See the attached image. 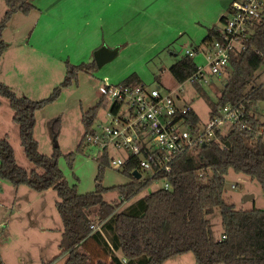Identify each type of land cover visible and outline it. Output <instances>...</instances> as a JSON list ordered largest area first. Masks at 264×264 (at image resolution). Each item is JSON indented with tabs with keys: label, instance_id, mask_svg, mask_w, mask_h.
Returning <instances> with one entry per match:
<instances>
[{
	"label": "trees",
	"instance_id": "16d2710c",
	"mask_svg": "<svg viewBox=\"0 0 264 264\" xmlns=\"http://www.w3.org/2000/svg\"><path fill=\"white\" fill-rule=\"evenodd\" d=\"M32 1L3 0L0 60L7 49L3 40L7 25L15 14L28 16L36 10ZM225 17H220L221 24ZM220 38V27L214 25L207 29L202 44L208 46ZM244 45L243 51L230 54L229 68L220 73L226 79L217 102L208 101L211 116L225 105L238 104L244 106L246 113H254L257 104L264 102V83H259L264 74V18L254 24ZM96 69L94 61L77 65L65 62L63 80L48 97L38 101L18 95L0 82V97L8 101L20 145L33 166L30 171L19 167L9 141L6 137L0 138V179L9 181L16 188L25 186L38 193L53 189L59 198L55 203L62 222L59 253L46 264L62 256H65L64 264H164L188 253L193 255L195 264H264V210H236L223 199L225 176L229 171L256 181L264 195L263 135L257 138L255 131L246 133L232 129L219 136V141H209L178 155L171 162L169 173L155 177V181L165 179L170 187L151 191L136 200L134 198L153 180L135 179L131 174L134 164L128 162L118 171L129 178L127 183L107 188L102 185V179L109 166V156L96 158L94 190L79 194L76 185H69L58 167L59 149L55 148L51 156L38 151L34 138L35 113L54 102L62 88L77 84L79 73H92ZM198 69L193 57L184 55L170 66L169 72L177 83H183ZM123 84L142 83L131 74ZM196 88L200 91L198 86ZM100 106L101 97L93 108L81 113L83 135L75 151L64 155L70 169L75 156L83 153L85 136ZM184 118L190 123L200 121L192 109ZM250 122L254 128L259 124L255 114L250 117ZM259 125L264 129V123ZM59 127V118L47 123L49 137L54 143ZM109 191H116L120 200L105 201L103 195ZM124 202L129 204L119 210ZM215 209L221 217L220 238L215 237L207 218ZM93 214L96 222L91 218ZM0 264H4L1 256Z\"/></svg>",
	"mask_w": 264,
	"mask_h": 264
},
{
	"label": "rangeland",
	"instance_id": "374dc122",
	"mask_svg": "<svg viewBox=\"0 0 264 264\" xmlns=\"http://www.w3.org/2000/svg\"><path fill=\"white\" fill-rule=\"evenodd\" d=\"M230 0H33L39 12H32L30 18L22 14L14 16L3 33V40L16 46L24 44L40 33L43 49L48 51L49 67L35 84L24 86L20 93L33 101L50 95L65 75V62L71 65L94 61L93 53L100 47L116 49L114 59L92 73H79L78 83L62 88L59 97L35 113L34 138L38 151L51 156L55 148L61 155L57 159L69 185H76L79 194L94 190L97 173V149L88 145L83 153L75 156L72 169L64 155L74 152L83 127L81 113L93 108L102 95L103 84L118 85L131 74H135L142 84L149 88L160 86L173 95L180 86L181 102L192 109L202 123L208 120L209 102H217L218 94L225 82V75H211L203 53L207 46L202 44L207 29L211 26L215 12L223 8L225 13ZM214 5V7H213ZM41 11V12H40ZM5 12L0 0V21ZM226 15V14H225ZM217 26L222 24L215 21ZM31 27V28H30ZM34 29L33 34H29ZM186 49L197 52L194 63L205 74L199 84L200 91L190 81L177 83L169 72ZM54 59V60H55ZM264 78V74L260 78ZM260 80V81H261ZM17 87H20L17 85ZM105 108L98 110V119L104 121ZM259 124L264 123V102L254 109ZM13 112L8 101L0 97V138L6 137L14 151L15 162L19 167L30 171L33 166L26 159L20 145L17 126L12 121ZM60 119L57 140L49 137L47 123ZM254 140V139H253ZM264 142V134H263ZM123 156L122 153H118ZM140 181L147 178L142 172ZM129 178L110 166L103 172L102 185L110 188L125 184ZM232 185L235 186L232 188ZM161 180L154 181L140 192L134 200L159 189ZM252 196L251 199L246 198ZM107 202L120 200L116 191L103 195ZM57 193L48 189L38 193L25 186L14 187L9 181L0 179V256L4 264H46L59 253L62 222L56 211ZM224 201L236 210H264V195L260 185L243 174L232 171L225 176ZM133 200V201H134ZM132 201V202H133ZM129 203L124 202L119 210ZM96 222V216L91 215ZM216 238L222 237L221 217L218 209L207 216ZM44 228V229H43ZM180 259H188L195 264L191 253ZM172 260V261H174ZM185 260V261H186ZM96 261V260H95ZM54 264H63L55 260Z\"/></svg>",
	"mask_w": 264,
	"mask_h": 264
},
{
	"label": "built area",
	"instance_id": "2783aa9c",
	"mask_svg": "<svg viewBox=\"0 0 264 264\" xmlns=\"http://www.w3.org/2000/svg\"><path fill=\"white\" fill-rule=\"evenodd\" d=\"M228 8L220 26L221 38L212 41L203 51L211 75H219L229 68L230 54L245 49L244 41L251 36L254 24L264 18L263 0H233ZM195 53L192 49L184 52L189 57ZM204 78V72L198 69L186 81L199 86L201 81L206 82ZM260 82L264 83V78ZM179 93H182L180 86L173 95L160 86L104 83L101 95L104 121L94 119L85 136V145L97 149V158L107 154L113 170L120 171L129 162L134 164L131 174L138 172L140 180L141 173L145 172L148 175L144 180L154 182L155 177L170 172V164L178 155L209 141H219V136L232 129L255 131L257 138L263 135V127L257 124L254 128L250 122L253 112L246 113L239 104L219 108L205 123H190L184 118L190 108L179 105ZM161 181V188L170 187L165 179Z\"/></svg>",
	"mask_w": 264,
	"mask_h": 264
},
{
	"label": "crops",
	"instance_id": "0c3cea01",
	"mask_svg": "<svg viewBox=\"0 0 264 264\" xmlns=\"http://www.w3.org/2000/svg\"><path fill=\"white\" fill-rule=\"evenodd\" d=\"M34 11L39 12L37 8ZM224 11L225 10L221 8L215 12L214 20L211 26H209L208 28L216 25L215 21L217 19L219 21L220 17L225 15ZM32 12L27 16V18H30ZM16 15L18 14H15L14 16ZM33 32L34 29H32L31 32H29V34H33ZM30 39L31 37L29 38L28 36V39L25 40V43L19 44L18 46H16L13 43L12 44L8 43L7 49L5 50L0 60V82L10 86L15 91L21 89L19 90L21 91L20 93H25L22 92L25 91L23 87L30 84H35L37 87L41 88L42 84L37 83V80L40 78L42 80V76L47 72L46 70L49 67V62H48L49 58H53V61H57V62L61 61L55 59V57L53 56H50L48 54V51L41 48L43 47V45L42 42L40 41L41 39L40 33H38L35 36L33 43H30ZM17 85H19L20 87H17ZM116 255L120 256L119 253H117ZM178 258H182V256H179ZM174 259L175 258L169 259L164 264H192L191 261L188 259L187 260L184 259V261H181L180 259L175 261ZM58 260H63V264H64L65 256L60 257L56 261ZM54 263L55 261L52 262L51 264Z\"/></svg>",
	"mask_w": 264,
	"mask_h": 264
},
{
	"label": "water",
	"instance_id": "95a60500",
	"mask_svg": "<svg viewBox=\"0 0 264 264\" xmlns=\"http://www.w3.org/2000/svg\"><path fill=\"white\" fill-rule=\"evenodd\" d=\"M116 53H117L116 49H108L106 47H100V48L96 49L93 53L94 62L96 64V66L98 68L102 67L105 63L114 59L116 56ZM132 175L135 179L140 178V174L136 171L133 172ZM251 198H252V196H248L246 198V200L251 199Z\"/></svg>",
	"mask_w": 264,
	"mask_h": 264
}]
</instances>
